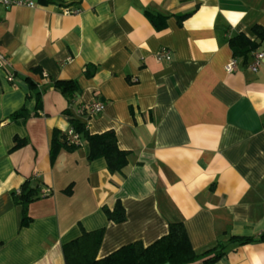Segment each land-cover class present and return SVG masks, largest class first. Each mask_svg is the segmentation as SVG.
I'll list each match as a JSON object with an SVG mask.
<instances>
[{
    "label": "crops",
    "instance_id": "1",
    "mask_svg": "<svg viewBox=\"0 0 264 264\" xmlns=\"http://www.w3.org/2000/svg\"><path fill=\"white\" fill-rule=\"evenodd\" d=\"M64 6L80 12L63 14ZM147 12L165 15V28L156 30ZM187 12L179 24L176 16ZM253 25L264 28V0L0 6V52L7 58L0 69V264H64L62 245L99 228L102 258L134 241L148 245L178 221L197 253L226 244L212 264H264V241L227 242L264 232V59L252 71V51L245 61L236 58L233 72L224 69L229 38L251 37ZM160 47L170 60L155 59ZM255 51L264 53V42ZM85 64L95 67L91 77ZM68 79L80 86L71 104L52 86ZM96 100L104 102L102 112L74 115L89 133L112 129L118 147L129 151L127 165L111 174L103 158L89 162L85 141L59 150L51 163L53 130L70 128L63 111ZM22 106L31 116L10 120ZM14 136L27 143L13 149ZM27 179L40 190L28 206L31 221L21 227L14 195ZM116 200L121 222L101 209Z\"/></svg>",
    "mask_w": 264,
    "mask_h": 264
},
{
    "label": "trees",
    "instance_id": "2",
    "mask_svg": "<svg viewBox=\"0 0 264 264\" xmlns=\"http://www.w3.org/2000/svg\"><path fill=\"white\" fill-rule=\"evenodd\" d=\"M41 3H48L51 0H38ZM192 12L177 15V21L180 24ZM150 23L156 30H162L166 26V16L161 14L146 13ZM250 35L238 33L229 38L228 43L232 51V57H241L243 61L247 59L250 52L255 51L261 42H264V28L260 25H253L250 28ZM95 72V67L91 64H85L83 73L85 77H91ZM52 86L62 93L69 104L74 94L80 91L77 80H56ZM35 96V108H40L41 98L37 92ZM69 122V127L74 133L79 135V140L71 142L66 131L54 129L51 135L49 146V158L52 163L59 152L64 149L68 152L77 149L82 141L88 145L87 160L90 162L96 158H103L106 169L109 173H121L127 165L129 151L120 149L117 145V139L112 129L101 133H89L85 123L75 117V113L68 108L63 111ZM36 114L34 111L33 115ZM31 116V113L22 106L10 115V120L24 122ZM13 149L20 148L27 143L26 139L14 136ZM40 185H32L27 179L21 183L18 193L14 195V200L21 205L20 226H27L31 221L28 215V206L38 195ZM64 192L70 194L71 187H67ZM102 211L108 220L121 222L125 219L124 208L119 200H116L114 206L110 209L102 206ZM103 237V228L85 231L64 243L62 245V255L64 264H191L196 261H202L203 264H212L225 254L226 244L218 241L213 247L197 253L190 245L183 224L171 222L168 225V231L165 235L157 238L148 245H143L141 241H134L123 245L102 258H97V251ZM264 241V232L255 237L230 236L228 243L235 245H244L253 242Z\"/></svg>",
    "mask_w": 264,
    "mask_h": 264
},
{
    "label": "built area",
    "instance_id": "3",
    "mask_svg": "<svg viewBox=\"0 0 264 264\" xmlns=\"http://www.w3.org/2000/svg\"><path fill=\"white\" fill-rule=\"evenodd\" d=\"M39 3L38 0H0V6L4 8H14V7H27V8H33ZM80 8L79 7H70V6H64L62 7V13L63 14H73V13H79ZM155 59L157 61L160 60H170V51L166 47H160L155 52ZM262 59H264V53L260 51H253L251 55V62L249 64V68L252 71H256L258 66L260 65ZM7 65V58L5 55H3L0 52V69H4ZM237 66V59L234 57H231L228 62L225 64L224 69L227 73H231L236 69ZM8 80L12 79L11 75L7 76ZM104 102L96 100L90 103L79 105L75 109V115L79 117L84 116H91L98 114L103 111L104 109ZM67 135L69 136V140L72 142L79 140V135L77 133H74L71 128L67 130ZM18 193V190L16 191Z\"/></svg>",
    "mask_w": 264,
    "mask_h": 264
},
{
    "label": "water",
    "instance_id": "4",
    "mask_svg": "<svg viewBox=\"0 0 264 264\" xmlns=\"http://www.w3.org/2000/svg\"><path fill=\"white\" fill-rule=\"evenodd\" d=\"M164 264H169L168 262L164 263Z\"/></svg>",
    "mask_w": 264,
    "mask_h": 264
}]
</instances>
